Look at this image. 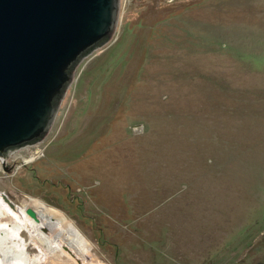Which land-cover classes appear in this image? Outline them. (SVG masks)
I'll return each mask as SVG.
<instances>
[{
    "label": "rangeland",
    "instance_id": "obj_1",
    "mask_svg": "<svg viewBox=\"0 0 264 264\" xmlns=\"http://www.w3.org/2000/svg\"><path fill=\"white\" fill-rule=\"evenodd\" d=\"M5 157L6 200L90 242L69 264L263 261L264 0H121L48 134ZM19 235L27 264L51 262Z\"/></svg>",
    "mask_w": 264,
    "mask_h": 264
},
{
    "label": "water",
    "instance_id": "obj_2",
    "mask_svg": "<svg viewBox=\"0 0 264 264\" xmlns=\"http://www.w3.org/2000/svg\"><path fill=\"white\" fill-rule=\"evenodd\" d=\"M120 8L121 0H0L3 165L10 150L48 134L76 65L113 36Z\"/></svg>",
    "mask_w": 264,
    "mask_h": 264
},
{
    "label": "bare ground",
    "instance_id": "obj_3",
    "mask_svg": "<svg viewBox=\"0 0 264 264\" xmlns=\"http://www.w3.org/2000/svg\"><path fill=\"white\" fill-rule=\"evenodd\" d=\"M12 205L0 194V264H27L24 251L29 249V244L25 245L19 238L21 231L31 235L44 256L50 254L51 262L45 264H69L62 258L66 256L74 261L75 254L85 260L90 242L60 211L36 198L24 202L23 207ZM27 209L34 210L37 219L28 215ZM33 260L34 264L40 263Z\"/></svg>",
    "mask_w": 264,
    "mask_h": 264
},
{
    "label": "trees",
    "instance_id": "obj_4",
    "mask_svg": "<svg viewBox=\"0 0 264 264\" xmlns=\"http://www.w3.org/2000/svg\"><path fill=\"white\" fill-rule=\"evenodd\" d=\"M256 264H264V260L263 261H260V262H258Z\"/></svg>",
    "mask_w": 264,
    "mask_h": 264
}]
</instances>
